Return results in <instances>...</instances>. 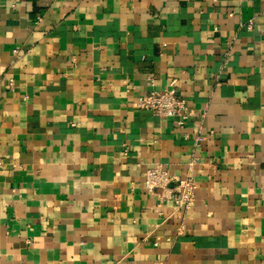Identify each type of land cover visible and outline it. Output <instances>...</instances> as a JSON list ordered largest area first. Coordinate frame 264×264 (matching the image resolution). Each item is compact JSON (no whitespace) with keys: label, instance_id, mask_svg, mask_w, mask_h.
Wrapping results in <instances>:
<instances>
[{"label":"crops","instance_id":"0c3cea01","mask_svg":"<svg viewBox=\"0 0 264 264\" xmlns=\"http://www.w3.org/2000/svg\"><path fill=\"white\" fill-rule=\"evenodd\" d=\"M0 264H264V0H0Z\"/></svg>","mask_w":264,"mask_h":264},{"label":"built area","instance_id":"2783aa9c","mask_svg":"<svg viewBox=\"0 0 264 264\" xmlns=\"http://www.w3.org/2000/svg\"><path fill=\"white\" fill-rule=\"evenodd\" d=\"M14 52H17L15 49ZM11 84L13 80L10 79ZM136 106L152 110L160 116H175L179 124L190 114L186 99L179 94L174 81L164 89H150L139 96ZM202 136H198L200 141ZM145 186L150 192L159 191L161 201L171 200L177 210H187L195 197L197 184L192 176H175L161 164L149 167L144 173ZM181 231V229H180Z\"/></svg>","mask_w":264,"mask_h":264}]
</instances>
